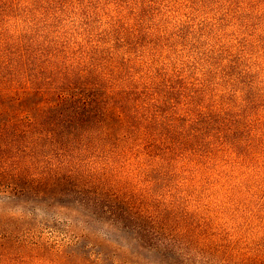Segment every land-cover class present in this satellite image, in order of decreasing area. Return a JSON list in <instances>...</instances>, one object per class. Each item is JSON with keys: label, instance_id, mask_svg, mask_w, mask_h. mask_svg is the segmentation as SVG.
<instances>
[{"label": "rangeland", "instance_id": "rangeland-1", "mask_svg": "<svg viewBox=\"0 0 264 264\" xmlns=\"http://www.w3.org/2000/svg\"><path fill=\"white\" fill-rule=\"evenodd\" d=\"M43 6L67 39L124 37L120 58L168 80L171 101L226 114L235 148L194 141L204 165L160 176L149 202L165 204L150 211L169 251L108 219L89 228L46 201L35 210V196H0V264H264V0H0V35L42 27Z\"/></svg>", "mask_w": 264, "mask_h": 264}, {"label": "trees", "instance_id": "trees-1", "mask_svg": "<svg viewBox=\"0 0 264 264\" xmlns=\"http://www.w3.org/2000/svg\"><path fill=\"white\" fill-rule=\"evenodd\" d=\"M46 8L42 27L33 19L30 31L0 35V196H35V210L46 201L89 228L108 219L142 248L171 250L150 211L165 204L149 202L153 188L176 168L204 165L194 141L234 149L231 119L190 109L187 95L171 101L168 80L120 58L124 37L67 39Z\"/></svg>", "mask_w": 264, "mask_h": 264}]
</instances>
